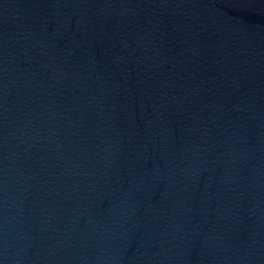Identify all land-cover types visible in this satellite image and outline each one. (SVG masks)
<instances>
[{"label":"water","instance_id":"1","mask_svg":"<svg viewBox=\"0 0 264 264\" xmlns=\"http://www.w3.org/2000/svg\"><path fill=\"white\" fill-rule=\"evenodd\" d=\"M0 264H264V0H0Z\"/></svg>","mask_w":264,"mask_h":264}]
</instances>
